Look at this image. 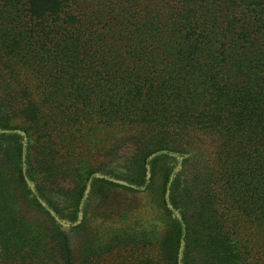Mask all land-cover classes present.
<instances>
[{
    "label": "trees",
    "instance_id": "16d2710c",
    "mask_svg": "<svg viewBox=\"0 0 264 264\" xmlns=\"http://www.w3.org/2000/svg\"><path fill=\"white\" fill-rule=\"evenodd\" d=\"M0 264H264V0H0Z\"/></svg>",
    "mask_w": 264,
    "mask_h": 264
}]
</instances>
